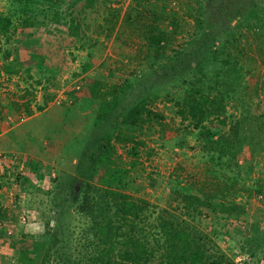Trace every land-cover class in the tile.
<instances>
[{"label":"rangeland","instance_id":"1","mask_svg":"<svg viewBox=\"0 0 264 264\" xmlns=\"http://www.w3.org/2000/svg\"><path fill=\"white\" fill-rule=\"evenodd\" d=\"M223 2L264 20V0H61L55 9L0 0L10 19L0 20V155L23 163L0 178V264H70L84 254L92 232L69 186L80 170L97 188L152 204L143 221L167 208L160 218L196 231L208 252L264 264V34L226 19ZM27 8L42 13L22 24ZM170 56L172 66L159 67ZM143 95L145 109L134 110ZM201 95L196 123L184 104ZM105 132L112 151L92 160L93 136ZM207 200L244 212L198 204ZM23 210L33 212L27 221ZM55 228L57 251L44 256Z\"/></svg>","mask_w":264,"mask_h":264},{"label":"trees","instance_id":"2","mask_svg":"<svg viewBox=\"0 0 264 264\" xmlns=\"http://www.w3.org/2000/svg\"><path fill=\"white\" fill-rule=\"evenodd\" d=\"M43 1H46L47 6L55 9L59 7L61 0ZM223 7L227 8L224 12L226 19H229L230 16L228 14H230L235 22L243 23L245 21L248 27H252L257 32L261 30L262 34H264V29H262L264 28V20L256 14L255 10H245V7L239 9L236 6L234 7L230 2H223ZM27 9L21 12L20 20L22 24L30 23V20L33 19L36 20L37 18L35 17L39 11L42 13V8H38L37 10L33 8L31 10ZM0 20L1 25L6 27V24L10 20L9 14L2 18L0 17ZM196 20L200 25V19L196 18ZM37 22L43 23L44 18L38 19ZM224 23L227 25L226 22ZM209 31L211 32V30ZM211 44L212 42L204 50L207 54H212L215 51L213 50L214 48H211ZM170 58L172 56L162 61L159 67L172 66L173 63ZM5 69L8 70L9 68L6 67ZM112 88L110 89L113 95H111L110 100L117 102L116 97L119 94L116 92H119V88L116 84H112ZM144 96H141L132 104L134 110L145 109L144 104L146 100ZM192 97H188L191 98L189 99V104H184V102L183 104L185 107H189L187 111L197 123L204 117L203 101L204 97L207 98V96L201 95L200 101ZM110 100H105V102L110 103ZM93 137L96 138L97 148L96 151L90 153L91 157L93 154L92 160L100 159L98 156L107 157L112 151V147L109 146V135L105 132L102 136L98 134V136ZM92 177L90 170H80L79 176H74L73 180H70L69 186H71V190L74 192L78 190L76 193L79 194V198L74 206L75 210L87 218L89 223V225L83 227V230L87 231V229H90L92 232L86 238V243L90 244L87 250L84 248L86 250L84 254L80 253V256L78 255L74 260H71L70 264H237V262L226 256L223 252H219L218 250L208 252L204 248L201 238L194 234L196 231L187 233L184 231V227L178 226L177 221H171L170 218H160L161 214L168 211L167 208L157 210L155 217L158 219L154 220V223L145 222L143 219L146 213L153 211L149 209L150 207L154 208L152 204L140 197L121 191H113L109 188H97L91 183ZM74 180L80 187L79 189L73 187V184L76 183ZM219 192L223 195V191ZM201 203L204 205L202 208L206 210H214L215 205L222 206L223 209L221 210L225 211L227 215H239V213L244 212L242 206L232 201L225 205L221 202L215 204L209 200L198 202V204ZM110 204L113 205L111 206ZM197 207H194L197 214L203 212L202 208L200 210ZM56 232L55 228L50 234L52 236L51 242L45 247L44 256L57 251L54 245L60 239L57 237Z\"/></svg>","mask_w":264,"mask_h":264},{"label":"built area","instance_id":"3","mask_svg":"<svg viewBox=\"0 0 264 264\" xmlns=\"http://www.w3.org/2000/svg\"><path fill=\"white\" fill-rule=\"evenodd\" d=\"M18 162L19 161H18L17 157L13 154H10V153L1 154L0 155V178L2 179V176H4L3 175L4 170L7 171V168H5V165H7L9 167V171H8V173H6L7 177L10 176L11 172H12L11 177H14V178L16 177L18 172H22L23 163H22V161L19 163ZM17 166H18V168H17ZM0 184H3V183H1V180H0ZM8 193H12V192L9 191ZM32 216H33V212L31 210H23V211H19V213H18V218L22 221H27Z\"/></svg>","mask_w":264,"mask_h":264}]
</instances>
